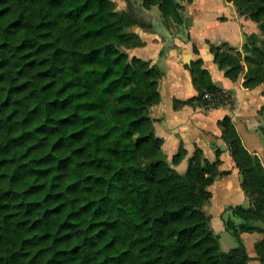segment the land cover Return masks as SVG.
<instances>
[{"label":"trees","instance_id":"16d2710c","mask_svg":"<svg viewBox=\"0 0 264 264\" xmlns=\"http://www.w3.org/2000/svg\"><path fill=\"white\" fill-rule=\"evenodd\" d=\"M229 1L258 32L242 53L209 48L226 76L244 70L252 87L264 79V0ZM142 2L182 22V4ZM133 24L114 0H0V264H249L241 233L254 231L264 264L260 159L219 120L249 197L227 208L237 243L222 249L203 208L219 160L197 147L180 172L185 149L166 158L149 115L163 70L127 51L144 43ZM190 71L197 94L176 107L206 106L203 93L217 88L200 58Z\"/></svg>","mask_w":264,"mask_h":264},{"label":"crops","instance_id":"0c3cea01","mask_svg":"<svg viewBox=\"0 0 264 264\" xmlns=\"http://www.w3.org/2000/svg\"><path fill=\"white\" fill-rule=\"evenodd\" d=\"M114 1L119 10L131 15L134 24L129 30L138 33L144 42L141 46L127 48V51L163 70L158 80L159 100L150 105L149 115L154 133L162 138L166 158L169 160L182 146L185 155L174 165L180 172L186 169L187 160L197 147L209 161L219 160L217 168L220 173L208 187L211 195L203 208L210 217L211 228L220 236L221 232H227L223 223L230 214L227 208L237 204L247 206L249 197L242 189L241 174L222 136L219 120L224 116L230 118L243 146L257 155L264 167V140L260 133L264 121V114L260 111L264 103L261 90L264 83L244 86V70L235 79L226 76L215 62L209 45L226 44L233 47L230 52L242 53L245 34L258 32L257 24L240 14L229 0H181L186 31L182 22L167 21L157 6L146 8L142 0ZM160 18L165 19L172 36L158 32L159 27L149 23ZM197 58L202 60V67L209 72L215 86L229 92V103L212 108L196 102L173 105L175 99L186 100L197 94L190 71V62ZM224 235L229 244L227 234ZM241 237L245 246L246 242L252 243L254 248V242L261 234L243 232Z\"/></svg>","mask_w":264,"mask_h":264},{"label":"built area","instance_id":"2783aa9c","mask_svg":"<svg viewBox=\"0 0 264 264\" xmlns=\"http://www.w3.org/2000/svg\"><path fill=\"white\" fill-rule=\"evenodd\" d=\"M203 97L208 101L207 108L221 106L229 103L231 100L229 92L220 88L206 90L203 93Z\"/></svg>","mask_w":264,"mask_h":264},{"label":"rangeland","instance_id":"374dc122","mask_svg":"<svg viewBox=\"0 0 264 264\" xmlns=\"http://www.w3.org/2000/svg\"><path fill=\"white\" fill-rule=\"evenodd\" d=\"M261 82H263L264 83V79L263 80H261V81H259L258 83H261ZM257 83V84H258ZM255 86V85H254ZM262 90V92H263V90H264V87L261 89ZM264 93V92H263ZM264 104V103H263ZM262 104V105H263ZM263 123H264V121H263ZM224 234H227L226 236H227V238H228V240H229V244L228 243H226V241H225V235ZM219 243H220V246H221V248L222 249H228V247L229 246H233V245H236V239H235V237L232 235V234H230L228 231L227 232H221V234H220V236H219ZM246 248H247V252H248V254L251 256V258H250V261H249V264H258V260L253 256L254 254H255V250H254V248H253V244L251 243V245H249L247 242H246Z\"/></svg>","mask_w":264,"mask_h":264},{"label":"water","instance_id":"95a60500","mask_svg":"<svg viewBox=\"0 0 264 264\" xmlns=\"http://www.w3.org/2000/svg\"><path fill=\"white\" fill-rule=\"evenodd\" d=\"M175 3H178V4H181V0H173ZM141 3V1H139ZM144 8V7H143ZM186 17V13L184 11V19ZM150 24H153L154 26H158L159 28H157L158 32L164 34V35H168V36H172L171 32L169 31L168 27H167V24H166V21L164 18H160L159 21H157L156 19L154 20H151L149 22ZM185 20L182 21L181 25H182V28L184 31H186V27H185Z\"/></svg>","mask_w":264,"mask_h":264}]
</instances>
